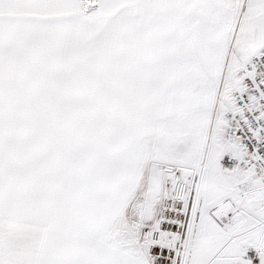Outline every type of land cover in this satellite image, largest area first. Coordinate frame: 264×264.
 I'll return each mask as SVG.
<instances>
[{"label":"snow or ice","instance_id":"obj_1","mask_svg":"<svg viewBox=\"0 0 264 264\" xmlns=\"http://www.w3.org/2000/svg\"><path fill=\"white\" fill-rule=\"evenodd\" d=\"M0 264H264V0H0Z\"/></svg>","mask_w":264,"mask_h":264}]
</instances>
